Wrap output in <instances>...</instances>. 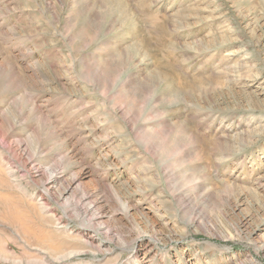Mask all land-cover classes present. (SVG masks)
I'll return each mask as SVG.
<instances>
[{
    "label": "rangeland",
    "instance_id": "obj_1",
    "mask_svg": "<svg viewBox=\"0 0 264 264\" xmlns=\"http://www.w3.org/2000/svg\"><path fill=\"white\" fill-rule=\"evenodd\" d=\"M0 264H264V0H0Z\"/></svg>",
    "mask_w": 264,
    "mask_h": 264
},
{
    "label": "bare ground",
    "instance_id": "obj_2",
    "mask_svg": "<svg viewBox=\"0 0 264 264\" xmlns=\"http://www.w3.org/2000/svg\"><path fill=\"white\" fill-rule=\"evenodd\" d=\"M73 74V77L72 78H75L77 75H74L75 73H72Z\"/></svg>",
    "mask_w": 264,
    "mask_h": 264
}]
</instances>
